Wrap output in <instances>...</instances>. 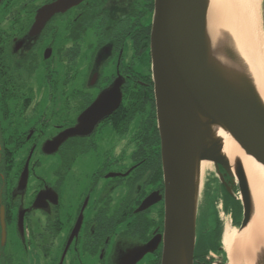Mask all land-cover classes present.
I'll return each instance as SVG.
<instances>
[{"label": "flooded vegetation", "instance_id": "flooded-vegetation-1", "mask_svg": "<svg viewBox=\"0 0 264 264\" xmlns=\"http://www.w3.org/2000/svg\"><path fill=\"white\" fill-rule=\"evenodd\" d=\"M52 1H0V264H124L132 250L152 240L157 241L154 251L136 264H161L165 231L162 161L143 163L142 156L122 170L96 173L78 162L84 143L94 138L95 150L97 138L106 129L111 127L121 136L130 132V105L125 97L130 90L149 86L155 0H84L54 15L40 33L31 35L38 9ZM63 23L67 27L62 28ZM91 31L87 81L82 83V47ZM138 62L142 66L137 67ZM40 77L48 87L44 96L36 89ZM117 80L122 101L116 111L92 134L71 136L57 152L45 153V142L75 126L81 113ZM52 117L61 119L53 123ZM120 119L123 124L117 129L114 124ZM127 122L128 131L124 130ZM44 155L60 157L58 167L48 175L40 173ZM28 158L27 183L20 188ZM114 173L118 174L109 176ZM118 188L125 193L112 208ZM153 192L163 198L137 211ZM231 215L240 227L243 207L240 219ZM222 221H214V233L223 234ZM215 253L210 251L207 261L223 264L214 259Z\"/></svg>", "mask_w": 264, "mask_h": 264}, {"label": "water", "instance_id": "water-1", "mask_svg": "<svg viewBox=\"0 0 264 264\" xmlns=\"http://www.w3.org/2000/svg\"><path fill=\"white\" fill-rule=\"evenodd\" d=\"M83 1L53 0L43 5L37 11L31 35L40 33L54 15ZM208 6L209 0H155L150 47L165 186L161 264H195L202 194L199 173L204 160L215 163L218 178L236 198L239 188L241 197L237 199L243 207L239 229L252 221L254 200L244 165L240 158L231 164L223 152V140L217 136L218 129L228 132L248 155L264 165V102L243 61L227 43L223 44V54L238 63V68L226 73L217 63V67L210 63ZM121 101L122 88L117 80L81 113L75 126L47 140L44 152H57L71 136L92 134ZM29 158L20 188L27 183ZM162 198L158 192L151 193L137 211ZM156 242L152 240L132 250L124 264H136L154 251ZM255 264H264V249Z\"/></svg>", "mask_w": 264, "mask_h": 264}, {"label": "bare ground", "instance_id": "bare-ground-1", "mask_svg": "<svg viewBox=\"0 0 264 264\" xmlns=\"http://www.w3.org/2000/svg\"><path fill=\"white\" fill-rule=\"evenodd\" d=\"M261 3L262 0H209L208 44L210 63L214 67L218 64L226 73L232 72L230 69H237L238 63L224 56L223 44L227 43L235 50L264 102ZM217 136L223 140V152L232 165L236 158L242 160L255 209L252 221L242 230L232 226L231 220L227 221L223 246L230 264H255L257 256L264 249V165L248 155L222 128L217 130ZM209 163L206 160L201 162L200 185Z\"/></svg>", "mask_w": 264, "mask_h": 264}, {"label": "rangeland", "instance_id": "rangeland-1", "mask_svg": "<svg viewBox=\"0 0 264 264\" xmlns=\"http://www.w3.org/2000/svg\"><path fill=\"white\" fill-rule=\"evenodd\" d=\"M123 5H126V3H124ZM260 10H261V24H262V29L264 32L263 0L261 3V9ZM65 26L67 27V23L62 24V28H65ZM92 34H93L92 31L89 32L87 34V39L85 38L84 42H83V47H82V54L83 55H82V58L80 60L81 61L80 66L82 67L81 76L83 77L82 83L85 80L87 81V79H85L86 67L88 65L86 58L88 56V59H89L90 54H91L92 47H90V45L93 44ZM140 66H142V65H141V63L138 62L137 67H140ZM149 68H150V60L148 57L147 63H146V69L147 70H145V71L148 72ZM61 69L63 72L64 71L63 68H61ZM37 84L38 85H37L36 89H38V91L42 92V96H44V93L46 90H48V87L45 85V82L42 79V77H40V79H38ZM60 85L62 86V84H60ZM69 88H71V85H69ZM40 96H41V93L38 96H36L35 98H39ZM35 101H36V99H35ZM148 114H149V110H147L143 115H139L138 117H136L130 125L129 134H127L125 136H121V135L114 133V131L112 130L111 127L106 129L105 132L102 133L103 136H99L97 138V148H95V150H94V138L91 141L84 143L83 152H81V151L79 152L78 162H80V164H85V167L88 168V171H92L94 169V173L98 172L101 169H104V170H108V169L122 170L125 167L131 165L134 162V156H135V153L133 154V151L138 146L137 140L135 138V133L133 131L136 132L138 130V128H139L138 126L140 124V117L141 116L143 117L144 115H148ZM52 118H53V120H52L53 123H57L61 119V118L58 119V118H54V117H52ZM40 160L43 162V170L40 173H47V175H48V174H51L58 167V165H59L58 162H60V157L58 155L48 156V157L44 155V157L41 158ZM85 167L82 166L83 172L86 173L87 170ZM46 169H47V171H44ZM78 171H80V170H78ZM218 175H219L218 169H217L215 163L210 162L208 164V167H207L205 173H204V178H203V183H202V194H201V198H200V206L205 202L206 196L204 193L208 188L210 190V192H208V193H211V197L217 196L218 199H217V201H215L213 203L211 202L213 204L214 209H210V207H208V205L207 206L203 205V208L201 207L202 209L200 210L201 212H199L198 227H197V235H198L197 236V245L198 246L196 245L197 253L201 250L202 234L206 233V231H208V229L210 228L211 224L214 221V218L216 219L218 217V219H222L224 217V219H225V217H227L228 220L233 218L231 215V213H232L231 211H225L224 214H223V212H222V214L220 213L221 206L223 204V198H222V190H221V186H220V179L218 178ZM98 176H99V173H98ZM102 184H105L104 181H99V185H102ZM124 193L125 192L122 191L120 188H118V190L113 193V198L115 201H113L112 208L117 206L118 199L120 200L121 196ZM119 196H120V198H119ZM236 196L239 199L241 197V194L239 192L238 187L236 188ZM201 213L203 216H200ZM208 213H210V217L207 216ZM235 213L236 214H235L234 218L240 219L241 218V209H236ZM223 223L225 226L227 224V219H225ZM233 226H235L234 223H233ZM236 227H237V225H236ZM214 259L224 261L222 256L218 253H215ZM228 260L229 259H227L224 262L227 263Z\"/></svg>", "mask_w": 264, "mask_h": 264}, {"label": "trees", "instance_id": "trees-1", "mask_svg": "<svg viewBox=\"0 0 264 264\" xmlns=\"http://www.w3.org/2000/svg\"><path fill=\"white\" fill-rule=\"evenodd\" d=\"M148 28H150V25H148ZM149 29H147V34H149ZM152 75L149 74V86L147 88H142L139 90H130L129 94L126 95L125 101L129 103V122L130 125L132 121L139 115H143L149 107V114L144 115L143 117H140V124L139 128L135 133V138L137 140L138 148L135 152L134 158L142 157L143 160H141L143 163L148 161H158L160 162V155H161V140H160V133L157 127V120H156V114H155V95H154V88H153V80ZM150 106L152 109L150 110ZM147 107V109H145ZM121 118V117H120ZM129 122L125 123V129H129L128 124ZM122 123L121 119L115 122L114 127L118 129V126H120ZM144 126H142V125ZM145 157V158H144ZM158 175L160 179L162 169H158ZM220 186L222 190V198H223V207L226 211H232V213L235 215L236 209H241V202L239 199H237L234 195L228 192L225 185L220 181ZM209 188L205 191V202L201 205L203 208V205H208L210 209H214L213 202L217 201L218 197H211V193ZM212 202V203H211ZM201 208V209H202ZM201 212V211H200ZM200 216H203L202 213ZM210 217V213L207 215ZM218 220V217L214 221ZM211 224L210 228L206 233L202 234L201 237V250L197 253L195 251V260L203 261L204 264H210L206 256L209 254L210 251L216 252L222 256L224 261H226L227 253L225 249L223 248L222 243V232L214 233L213 229L215 227V223ZM234 224H238V222H235ZM217 229V228H215ZM198 246V245H197ZM196 264V263H195Z\"/></svg>", "mask_w": 264, "mask_h": 264}, {"label": "crops", "instance_id": "crops-1", "mask_svg": "<svg viewBox=\"0 0 264 264\" xmlns=\"http://www.w3.org/2000/svg\"><path fill=\"white\" fill-rule=\"evenodd\" d=\"M227 258H228V256H227ZM229 259V258H228ZM227 263H230V261L228 260V262Z\"/></svg>", "mask_w": 264, "mask_h": 264}]
</instances>
